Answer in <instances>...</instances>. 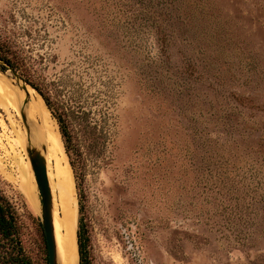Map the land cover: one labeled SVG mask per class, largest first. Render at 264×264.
Instances as JSON below:
<instances>
[{"label":"rangeland","instance_id":"374dc122","mask_svg":"<svg viewBox=\"0 0 264 264\" xmlns=\"http://www.w3.org/2000/svg\"><path fill=\"white\" fill-rule=\"evenodd\" d=\"M0 39L69 112L93 264H264V0H0ZM0 181L47 264L41 219Z\"/></svg>","mask_w":264,"mask_h":264},{"label":"bare ground","instance_id":"6f19581e","mask_svg":"<svg viewBox=\"0 0 264 264\" xmlns=\"http://www.w3.org/2000/svg\"><path fill=\"white\" fill-rule=\"evenodd\" d=\"M0 105L11 122V135L5 137L0 133V174L16 185L40 218V195L26 149L31 147L40 152L46 163L52 195L57 264H78V200L57 123L40 95L30 87L22 90L0 84ZM24 119L28 123H25L26 130L22 127Z\"/></svg>","mask_w":264,"mask_h":264},{"label":"trees","instance_id":"16d2710c","mask_svg":"<svg viewBox=\"0 0 264 264\" xmlns=\"http://www.w3.org/2000/svg\"><path fill=\"white\" fill-rule=\"evenodd\" d=\"M0 60L6 65H0L2 72H6L7 67L12 68L42 98L52 118L58 125L65 153L70 160V166L75 173L76 179H79L78 161L81 157V147L72 134L67 108L63 107V104H58L52 100L49 82L36 67L35 61L28 57L16 43L0 39ZM79 191L81 192L78 195L77 224L79 264H93L90 229L85 219L84 194L82 189ZM25 202L27 207H29L28 209L32 211L31 213L35 215L28 202L26 200ZM19 230L20 218L17 209L6 196L0 181V264H32L23 250Z\"/></svg>","mask_w":264,"mask_h":264},{"label":"water","instance_id":"95a60500","mask_svg":"<svg viewBox=\"0 0 264 264\" xmlns=\"http://www.w3.org/2000/svg\"><path fill=\"white\" fill-rule=\"evenodd\" d=\"M0 65L6 66L5 63L1 60H0ZM7 70L11 72V74L14 76L15 79H17V81L22 82L23 84L22 90H25L26 87H30L29 85L26 84L25 81L21 79L20 75L15 70H13L10 67H7ZM26 154L30 162L34 180L40 195V201H41L40 219H41V224H42V229L46 244L48 264H57L56 244H55L53 221H52V195L50 192L49 182L47 178L46 163L40 152H38L34 148L31 147L27 148ZM76 237H77V233H76Z\"/></svg>","mask_w":264,"mask_h":264}]
</instances>
